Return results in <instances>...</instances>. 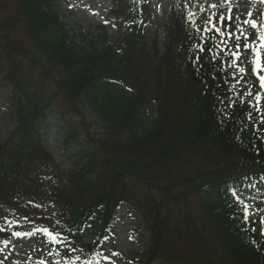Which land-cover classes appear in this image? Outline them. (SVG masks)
I'll return each instance as SVG.
<instances>
[{
  "label": "trees",
  "instance_id": "obj_1",
  "mask_svg": "<svg viewBox=\"0 0 264 264\" xmlns=\"http://www.w3.org/2000/svg\"><path fill=\"white\" fill-rule=\"evenodd\" d=\"M239 1L171 0L163 42L150 43L148 0H108L119 23L113 39L103 27L73 35L57 0H0V78L13 91L16 123L0 142V257L14 233L41 224L57 237L35 241L33 260L44 264H104L109 248L116 264H264V234L246 228L232 195L264 185L256 55L239 63L246 83L232 89L230 55L216 47L215 32H203L216 13V27L233 32L228 48L241 30L249 37L241 44H259L264 3L253 20L239 11L261 0ZM227 10L239 20L229 22ZM248 89L253 96L243 95ZM54 111L78 120L67 126L66 148L85 141L68 168L41 134ZM121 205L141 241L129 254L114 250ZM254 209L264 215L262 202Z\"/></svg>",
  "mask_w": 264,
  "mask_h": 264
},
{
  "label": "rangeland",
  "instance_id": "obj_2",
  "mask_svg": "<svg viewBox=\"0 0 264 264\" xmlns=\"http://www.w3.org/2000/svg\"><path fill=\"white\" fill-rule=\"evenodd\" d=\"M149 1V20L145 28V36L148 42L152 43L157 38L159 43L163 42V33L158 30L159 23L163 19L170 0H148ZM57 12L60 20L72 32L73 35H87L89 33H98L99 27L104 25L105 31L109 37L118 36V23L108 19V3L106 0H57ZM12 89L0 78V142L3 141L12 132L15 127V120L11 110ZM78 124V120H66L62 115L56 112L49 113L44 122H42L41 134L49 150L58 161V163L68 168L70 159L76 153L77 149L83 146L84 140H79L78 144H73L68 148L64 145L67 125L70 123ZM130 209L121 205L117 216L112 224V230L116 235L115 250L121 254H129L141 247V242L135 235ZM17 243H23V252L20 248L11 247L2 259V264H36L35 260H29L28 253L30 246L26 242L18 240ZM115 258L109 257L107 264H112Z\"/></svg>",
  "mask_w": 264,
  "mask_h": 264
},
{
  "label": "snow or ice",
  "instance_id": "obj_3",
  "mask_svg": "<svg viewBox=\"0 0 264 264\" xmlns=\"http://www.w3.org/2000/svg\"><path fill=\"white\" fill-rule=\"evenodd\" d=\"M224 2V0H222ZM262 3H264V0H261ZM219 4L213 3L210 4V7L212 8H219ZM189 15H192L191 13ZM213 16H216V13H213L212 16L208 17L207 20V26L204 27L203 32L205 34L209 32H215L217 36L220 37V44L216 45L218 49L221 51H224L226 54H229L231 57V60L227 63V67L233 69L232 72V78L233 80L236 81L235 84H233L232 89H235L237 84L240 83H246L243 81V77L246 74V71L244 68L239 67V63L243 61V59L246 57L248 51H252L256 55V59L253 61V68H252V74L257 76V79L259 81V88L260 90H264V75H261V72H264V66L261 65L260 61V51H257V49L264 50V35H261L259 37V44H256L254 47H250L249 43H243L241 44V37H243L244 41H248L249 37L248 35L241 30L239 35L235 37L236 43L234 44L233 48H228L227 45L229 43V40L233 36V32L225 27H216V25L212 22L213 21ZM228 21L230 22L233 18L228 17ZM217 21L223 25L225 21V17L223 14L219 15L217 17ZM246 23H248L246 21ZM250 27L255 29L256 23L253 21L250 23ZM225 34H227V39H225ZM207 39L206 36H201V42L203 43ZM253 43H255V38H253ZM193 47H197V45H194ZM200 51H203V48L201 47L199 49ZM211 51V49H209ZM199 57H197V60ZM239 76V78H237ZM232 89H229L230 91ZM244 96H253V92L251 89H248L246 92L243 93ZM256 102H257V111H262V109L259 107L260 102L262 100V96L260 92H256L254 96ZM231 101V98H229ZM243 102V100H241ZM227 107H234V102H230ZM261 123H264V119H262ZM232 195L236 197V199L243 204V209H244V216L243 219L245 222H248V218L251 215V213L248 211L249 205L246 203H243L242 198L239 196L237 192H233ZM264 223V220L261 221ZM38 231H43L49 238V242H57V237L49 233L48 229H43V230H38ZM264 234V233H262ZM15 236L19 237L21 234L19 232L14 233ZM43 264V262H41Z\"/></svg>",
  "mask_w": 264,
  "mask_h": 264
}]
</instances>
